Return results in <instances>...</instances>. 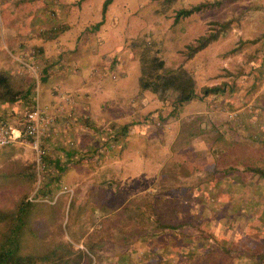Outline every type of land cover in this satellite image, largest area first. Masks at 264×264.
Returning a JSON list of instances; mask_svg holds the SVG:
<instances>
[{"label": "rangeland", "instance_id": "rangeland-1", "mask_svg": "<svg viewBox=\"0 0 264 264\" xmlns=\"http://www.w3.org/2000/svg\"><path fill=\"white\" fill-rule=\"evenodd\" d=\"M102 2L0 0V70L8 71L17 82L23 78L33 84L31 101L35 97L40 103L44 84L41 67L51 58L40 56L34 45L25 53L11 51L10 45L14 47L20 40H10L13 33L9 29L22 22V27L34 38H54L63 32L66 45L76 46V52L67 58L75 63L68 65L63 61L60 66L53 63L52 67L47 66V73L71 70L66 74V89L55 91L59 96H71L72 101L75 97L83 98L90 108L93 105L98 108L91 111L103 120L96 132L101 147L96 148L101 152L103 164L116 163L111 167L105 164L108 168L104 165L97 175L106 196L99 204H90L88 200L84 207L76 209L70 207L71 201L67 203L66 193L52 204L62 184L55 185L56 189L50 187L52 196L48 198L39 196L42 185L31 202L52 207L42 208L47 213L37 227H25L20 238L21 253L49 254L35 264H75L77 258L66 260L63 255L60 259L63 252L49 253L57 243L65 251L67 242L73 254H82L83 264H260L258 254L264 252V181L241 166L220 172L223 166L214 163L210 145L221 130L228 138L264 147V45L260 36L264 33V0H114L107 7L101 25L95 31L89 30L100 20ZM199 4H202L199 9L179 14ZM255 5L261 7L251 8ZM35 16L38 19L30 22L32 25L25 22ZM231 17L237 20L229 29L218 32L214 40L190 58L186 56L188 45ZM253 38L258 40L232 51L239 39ZM142 47H150V53L162 59L166 67L190 68L196 89L226 82L223 95L193 99L179 107L173 117L168 113L170 106L149 90L138 91V56ZM42 58L47 61L45 64ZM73 79L82 83L77 86L76 96L68 84ZM16 102V107L1 104L0 117L9 115L14 121L26 111V103L21 99ZM72 103H66L65 122L81 127L82 117L72 112ZM147 118L143 127L150 133L132 137L136 143L133 145L149 141L147 155L140 157L137 154L141 151L134 152L127 159L120 150L128 146L126 140L131 138L116 130L128 123L137 129ZM200 119L202 123L198 124ZM206 119L217 131L206 130L191 136L189 133ZM111 125L115 128L111 129ZM101 126L105 132H100ZM108 129L113 130L114 139L102 143L100 139L105 140ZM13 144L0 146V235L5 229L6 213L15 208L22 196L28 200L35 188V179L29 181L19 176L22 168L33 162V153L17 142ZM117 172L119 176L115 177ZM44 175L45 182L48 175ZM148 183L147 199L150 192L163 198V193L171 195L174 191L181 206L169 220L174 228H154L126 247L102 241L98 223L101 218L117 204L122 206L120 214L136 213L132 207L142 199L140 192L147 189ZM138 208L144 216L154 219L149 208L143 210L142 205ZM33 219L31 216L27 224ZM89 227L94 231L78 240ZM110 235L109 240L119 238L118 234ZM92 241L97 242L93 250ZM224 246L230 247L226 254ZM246 252L256 254L249 258Z\"/></svg>", "mask_w": 264, "mask_h": 264}, {"label": "trees", "instance_id": "trees-1", "mask_svg": "<svg viewBox=\"0 0 264 264\" xmlns=\"http://www.w3.org/2000/svg\"><path fill=\"white\" fill-rule=\"evenodd\" d=\"M113 1L114 0H103L102 6H100V20L90 26L89 30L95 31L101 25L107 7ZM201 5L202 4L193 6L190 10H182L179 14L190 13L193 10L199 9ZM260 7L261 6L255 5V7L251 8ZM235 20H237V18L233 17L223 20L218 24L217 29H213V31L198 37L194 43L187 46L186 56L190 58L195 52L205 47L210 41L216 38L218 32L224 33L229 29ZM260 36L262 38V44L264 45V33ZM257 40L258 38L249 40L239 39L238 45L233 48L232 51L234 52L238 50L242 44L256 42ZM150 51V47H142L139 49L138 59L140 63V73L137 79L138 91L141 93L149 90L159 101L170 106L168 113L173 117L177 116V109L179 107L193 99L202 100L207 96L214 98L223 95L227 85L226 82L222 81L218 84L201 86L196 89L190 68L166 67L164 61L156 58V56L150 53ZM42 71V79L45 81L47 77V67H44ZM33 88V84L26 83L23 78L17 82L8 71L0 70V105L13 104L21 99L26 103L25 110L27 111L31 109L33 106V102L31 101V92ZM147 122L148 118L143 120V124ZM209 122L210 120L206 119L202 126H199L196 131L189 134L193 136L206 130L216 129L217 131L216 126ZM200 123H202L201 119L198 120V124ZM130 124L131 123L118 126L119 130L116 131L121 133L122 130H126ZM114 128L115 126L111 125V129ZM112 131L113 130L108 129L109 134L105 135V140L100 139L102 143H108L114 139ZM210 152L214 158V163L223 166L220 169V172H225L229 169L233 170L234 167L241 166L243 170L253 172L259 177V179L264 181V147L251 146L244 141L228 138L221 130H219L218 135L212 140ZM44 163L45 173L48 177H46V181L43 183L44 186L42 187V190H40V193L51 191L50 187L52 188V185L58 183L63 171V167H59L57 168L59 170L56 172V175L50 177L49 173L51 170L49 169V166L54 164L58 167V164H62V161L60 159L50 160L49 156L46 155L44 157ZM19 176L28 179L29 181H34V163L31 162L24 166L20 171ZM173 192L171 195H164L163 193V198L151 195L152 192H150L148 193L149 198H151L150 200L149 198L147 199L148 196H146V193L142 194V199L132 207L136 211V213L133 214H120L122 206L119 207L117 204L98 222L100 223V239L110 244L126 247L136 242L138 238H143L154 228L162 226L174 228V226L169 223V220L176 214L181 206L175 199ZM33 205L34 203L27 200L26 196H22L15 208L6 213L7 217L6 221H4L5 229L0 235V264H35L48 257V253L41 255H24V253H21L20 238L27 226V217H29ZM139 205H144V208L146 209L149 208L151 214L154 215V219L151 220L148 216L146 217L142 212H139ZM0 220L2 221V219ZM92 231H94V229ZM120 233L122 235H120ZM115 234H118L117 236H119L116 241L107 239V235L114 237ZM90 244V249L93 250V243L90 242ZM222 249L225 251L223 253L226 254L230 250V247L224 246ZM50 250L49 253H52V255L56 254V252L58 254L59 251L63 252L62 255H59L60 259H62L63 255H66V260L77 258L75 264L81 263L80 259L82 254H73L71 251L72 248L67 242L65 251H62L59 244ZM241 254H243V252ZM244 254L249 258H252L256 253L246 252ZM258 258V261L261 262L260 264H264V252L259 253ZM256 264L259 263L257 262Z\"/></svg>", "mask_w": 264, "mask_h": 264}, {"label": "crops", "instance_id": "crops-1", "mask_svg": "<svg viewBox=\"0 0 264 264\" xmlns=\"http://www.w3.org/2000/svg\"><path fill=\"white\" fill-rule=\"evenodd\" d=\"M37 19L38 17L35 16V19L33 17V19L25 21V22L32 25V23L30 22L34 23ZM18 24L20 27L18 26ZM22 25H23L22 22L14 23L13 30L8 28L10 32L13 33L12 39H11V36L9 39L12 41L20 40V42L17 43L16 46L12 47L10 45L11 51L16 52L17 54H21L22 52L25 53L28 51L29 47H32L34 45V47H36L35 49L37 50L40 56L41 55L44 57L49 56L51 58V60L47 64H45L47 61H44L42 58V61L45 64V66L43 65L41 67L42 69L47 66L52 67L53 63H56L59 66H60V62L61 64H64L65 61L68 62V65H71V63H75L73 60L68 61L67 58H70V55L76 52L75 51L76 46L75 44L74 45L72 44L71 46L66 45L67 43L66 36L63 34V32L58 33V35L55 36L54 38H46L43 36L39 38H34L32 35H29V32H27V30H25L22 27ZM10 40L9 42H11ZM68 71H71V70L66 71V68H64V70L60 69V70H55L54 72H51V73H47L46 80L44 81L43 87H41L40 104L45 111L56 115L58 118H61V116L63 118V119L57 120V130L48 133L44 138V143L47 146V150L49 151L51 150L49 154L47 153L49 156V159L50 160L60 159L62 161V164H58V167L55 166L54 164H51L49 166V169L51 170L50 177L56 175V172H58L59 170L57 168L63 167L60 180L58 181V183L55 184L56 186H60V184H62V186H60L61 190L57 191V194L55 196V201L52 204H56L57 199L62 195V193L63 194L66 193L67 203L68 201L72 202V204L70 202V207L72 205V206H75L76 209H79L81 206L84 207L88 200L90 204H92V202L94 203L97 202L99 204V202H102V200L105 199L106 196H104L101 190V185H102L101 179H99L97 175L100 173L102 167L105 164H108V166L111 167V164H116V163L109 162V163L103 164V162L101 161L102 160V156L100 155L101 152L99 151V149L96 148V147H101V144H98L100 137L99 138L97 137L96 132L99 126L103 124V120L102 118H100L101 116L99 115L97 116L95 113L93 115L91 111L95 112L96 109L98 108H96L94 105H93V108H90L87 102L83 100V98H81V100H78L75 97V100L72 101L74 102V104L72 103L71 109L73 108L72 112L78 113L81 115L79 116L82 117V119L80 118L81 119L80 122L82 126L73 127L71 126L72 124H68L65 122L66 121V105L59 98L58 91H55V90L58 88L61 90L66 89V74ZM68 76H69V73H68ZM68 84H71L70 89L74 90L71 93H73L76 96V93L79 90L77 86L78 87L82 86L81 85L82 83H77V79H73V81L72 82L70 81ZM16 103L10 106L16 107L17 105ZM2 105L6 106L7 104H2ZM98 107H101L100 108L101 110L102 103H100ZM52 111H54L55 113ZM85 126H88L91 129V131L90 129L86 130L87 128ZM131 126L129 125L128 128L126 129L128 131L126 130L123 131L121 129L122 132L120 134L123 137L125 135L126 136L129 135L128 138H131V139L126 140V143H128V146H126L125 148L122 146L123 148H121L120 151L123 156H127V159L128 157H130L131 153L140 152V151L143 154L140 153V154H137V156H140V157H142V155L146 156L147 152L145 150L148 148L147 142L149 141L142 140L141 144L133 145L132 143H134L135 139L132 137H134L135 135H136V138H138L140 135L145 137L146 134L150 132L146 129V127H143L144 126L143 122L141 124V127H138L137 129ZM137 131L139 134H137ZM27 148L28 147L26 146L24 147V149H27ZM116 152L119 153V150H116ZM96 154H97V157H96ZM114 162H117V161H114ZM105 166H106L105 168H108L107 165ZM118 176L119 174L117 172L115 177H118ZM55 185H52L53 189H56ZM149 188H150V184L148 183L147 189L143 188V190L140 193L144 194L148 192ZM39 196L48 198L52 196V191H48L47 193L39 192ZM52 204H45L43 202L34 203V205L32 206L30 215L32 216V218H35V220L33 219L31 221L32 223L27 224V226L29 227L30 225L31 227V225H35L37 227L38 224L42 223L44 221L45 213H47L45 210L43 211L42 208L46 209V207L47 208L49 207L48 205H51L52 207ZM60 204L61 205L59 207L62 208L61 200H60ZM88 208L96 209V207H92V206ZM142 208L144 210V205H142ZM31 216L30 218L29 217L27 218V223L31 219ZM91 228L92 227L86 228L84 235L80 236L78 240H83L84 236L88 235L90 231H92ZM91 243H93L94 247L97 244L96 241H92ZM57 244L52 245L51 248L57 246ZM78 245H80V243Z\"/></svg>", "mask_w": 264, "mask_h": 264}, {"label": "built area", "instance_id": "built-area-1", "mask_svg": "<svg viewBox=\"0 0 264 264\" xmlns=\"http://www.w3.org/2000/svg\"><path fill=\"white\" fill-rule=\"evenodd\" d=\"M59 98L65 105L67 102L72 103V97L69 95L61 94ZM55 130L57 116L45 111L35 97L32 108L19 114L16 120L12 121L9 115L0 117V146L17 142L28 147L33 153L35 188L28 197L29 201H32L31 197L37 194L44 183V157L48 153L44 138ZM100 132H105L104 126H101Z\"/></svg>", "mask_w": 264, "mask_h": 264}]
</instances>
